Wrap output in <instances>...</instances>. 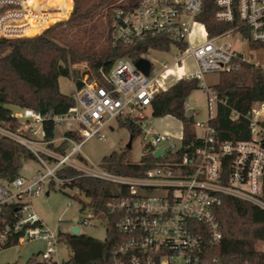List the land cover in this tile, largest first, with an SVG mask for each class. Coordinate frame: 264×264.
Segmentation results:
<instances>
[{"label":"built area","instance_id":"built-area-1","mask_svg":"<svg viewBox=\"0 0 264 264\" xmlns=\"http://www.w3.org/2000/svg\"><path fill=\"white\" fill-rule=\"evenodd\" d=\"M212 1L216 7L215 21L232 25L230 30L214 37L208 36L205 25L198 20L204 0L120 3L110 19L112 45L130 46L148 38L163 37L180 53L172 67H164L157 75L152 74L150 67L148 75H144L137 70L135 62L121 58L107 72L100 69L98 78H91L85 67L82 87L74 93L75 106L66 114L43 117L24 109L18 116L14 115L22 124L20 129L0 125V137L26 148L44 168L42 173L30 178L20 175L11 182L0 179V211L3 206L13 207L12 221L0 224V247L23 231L18 243L29 239L46 243V249L40 253L41 264H71L69 253L67 260L59 259L58 247L66 244L59 233L43 225L31 202L43 186L64 184L56 175L63 166L83 176L126 187L127 196L109 205L112 212L121 213L116 227L124 236L113 250V264H199L203 231L196 224L205 227L211 241L221 238L214 209L222 196L264 211V101L254 103L243 115L248 140L220 141L208 123L215 118L218 106L226 102L204 82L206 74L236 70L238 61L264 70V0ZM53 14L54 11L31 10L26 0H0V38L21 36L31 22L45 26L54 20ZM236 34L239 38L235 43L246 45L252 58L248 59L229 44L218 43ZM195 37L199 40L193 43ZM250 44L257 47L251 48ZM185 57L193 60V72L183 64ZM178 66L183 70L181 74ZM183 79H196L206 92L208 120L204 127L194 121L197 145L186 146L180 154L184 137L182 122L177 134L156 131L145 109L150 108L158 93ZM239 117L240 114L231 111V120ZM45 119H50L55 128L63 121L75 123L76 129L69 132H76L81 141L76 143L63 135L60 140L70 147L68 153L55 155L48 149L53 140L45 139L42 127ZM126 120L139 127L142 147L159 162L142 177L121 176L101 166L86 165L81 155L82 145L93 137L104 138L105 130H113V123ZM197 129L202 131L201 135ZM156 152L160 154L156 156ZM47 157L53 158L51 166L46 164ZM93 220L98 219L84 218L80 223L87 226ZM77 228L80 233L81 229Z\"/></svg>","mask_w":264,"mask_h":264},{"label":"trees","instance_id":"trees-1","mask_svg":"<svg viewBox=\"0 0 264 264\" xmlns=\"http://www.w3.org/2000/svg\"><path fill=\"white\" fill-rule=\"evenodd\" d=\"M118 0H99L87 4V0H73V10L69 19L52 27L40 35L31 38H0V125L16 130L18 122L10 106L21 110L29 109L43 117H53L66 114L74 106V93L63 94L59 90L58 79L72 77L75 90L82 87V73L79 75L71 66L85 63L86 73L91 78H98V71L107 72L113 63L121 58L137 61L149 50L166 52L171 43L163 37L148 38L143 43L130 46L112 45L109 25L113 10L121 4ZM38 4V6H37ZM32 8L51 9L59 6L63 14L68 15L69 0H28ZM105 9V37L101 46L96 47L95 40L89 38L90 43L83 47L67 45L57 39L55 31L60 26L75 27L92 20L93 15ZM216 7L212 0H204L203 10L198 20L205 25L209 37L228 31L232 25L217 23L214 19ZM104 36V35H103ZM95 39V38H94ZM251 48L257 45L250 44ZM184 49V46H182ZM199 82L196 79L180 80L164 92L158 93L150 103L153 118L172 116L183 124V149L197 145L193 118H187L185 104L189 95L197 90ZM218 97L225 100V105H219L215 118L209 121V126L216 132L220 141H244L249 139L247 123L243 115L256 102L264 101V70L253 65L238 61L237 69L219 74V80L213 87ZM231 111L240 114L236 120H231ZM119 128L130 133L132 143L138 136L139 127L131 120L119 121ZM45 139H54L55 125L50 119L42 123ZM74 140H81L76 132H66ZM62 143L55 150L64 153ZM49 147L52 148L51 145ZM140 161H130L129 150L124 148L120 152H113L102 158L100 166L110 173L142 177L152 169L158 158L150 155L146 148ZM36 161L34 156L16 142L0 137V179L11 182L20 176L23 163ZM57 177L64 181L63 188H76L82 193L88 203H82L80 211L87 208L89 218L100 220L106 230L104 240H98L86 235L72 236L69 233H59V237L66 244L71 264H113V250L124 240L116 227L119 212L111 211L110 204L127 196V189L112 183L83 176L71 167L60 169ZM53 189V183L48 185ZM73 198L79 200L76 196ZM220 204L214 209L215 221L221 238L213 242L209 233L201 224L203 238L198 254L199 264H264V252L256 250L257 243L264 242V211L231 197L222 196ZM13 207L3 206L0 211V224L11 222ZM4 219V220H3ZM30 227V226H26ZM23 236L21 231L14 239H10L1 248L18 244ZM29 259L28 263H32Z\"/></svg>","mask_w":264,"mask_h":264},{"label":"rangeland","instance_id":"rangeland-1","mask_svg":"<svg viewBox=\"0 0 264 264\" xmlns=\"http://www.w3.org/2000/svg\"><path fill=\"white\" fill-rule=\"evenodd\" d=\"M70 1V10L68 15L60 13L62 10L59 6L51 7V9H36L28 5V0H26V5L31 10L35 12L39 11H54L53 21H50L48 24L36 25L31 22L29 28L21 36L11 37L7 39L14 38H31L37 35L42 34L46 30L55 27L56 25L67 21L73 10V0ZM99 0H87V4L98 2ZM125 0H118L115 4H120ZM38 6V4H37ZM58 13V14H57ZM105 9L99 10L98 14L93 15L90 22L83 23L75 27H59L55 31L57 39L62 43L67 45H76L78 47H83L90 43L89 38L95 40L96 47H99L104 42L105 37ZM27 24V22H22ZM104 35V36H103ZM95 38V39H94ZM239 36L236 34L225 38L218 43L229 44L233 49L239 51L245 57L252 58L248 56L249 48L246 45L236 44L235 40H238ZM198 37H195L193 43L198 41ZM180 56L178 49L175 46H171L170 49L166 52H158L149 50L142 57L148 60L151 64V72L153 75L160 73L164 67H172L173 62L176 61V58ZM183 64L192 72L195 70L193 60L190 57H185ZM87 67L85 63L73 64L71 68L74 71H77L79 75L84 72V68ZM87 71V69H86ZM84 74H82V77ZM219 80V74H206L204 75L205 84L212 88L217 84ZM59 90L63 94H71L75 92V85L72 77L70 78H59L58 79ZM186 110H194L193 120L195 122H200L203 124V127L208 120V109H207V94L199 85L198 89L193 91L186 100L185 104ZM10 109L13 111V115L18 116L21 113V109L17 107L10 106ZM145 114L149 120V123L156 131H163L162 127L170 126L172 129H175V132H179V123L173 122L165 118V120H160L159 118H153L150 112V108L145 109ZM20 119V118H19ZM20 122L23 123V120L20 119ZM21 123L18 122L17 129H20ZM113 130H105L104 138L93 137L87 140L81 147V155L86 159L85 164L88 166L99 167L101 160L105 156H109L113 152H120L125 148L127 142L130 139V133L123 128H119L117 124L113 123ZM76 129V124L71 123L70 121H63L58 124L55 128L54 139L50 144L52 146L48 149L53 152L55 155H66L70 147L64 145V153L55 150L61 146L60 138L65 135L66 132ZM197 134L201 135L202 131L197 129ZM81 140H77L76 143H79ZM49 146V145H48ZM143 146L142 137H136L132 143V147L129 150L130 161L137 163L140 161L141 157L145 153ZM163 148H167L166 144L162 145ZM53 157H55L53 155ZM53 158L47 157L46 164L51 166L53 163ZM69 166H63V168ZM44 171L43 166L36 161L29 160L23 163L22 169L20 170V175L25 178H30L32 175L37 173H42ZM76 196L79 200L73 198ZM32 207L43 223L45 227L50 229L55 233H66L67 230L73 227H79L81 229L80 234L86 235L88 237L104 240L106 237L105 226L102 222L98 220H93L89 225L83 226L80 223L82 219H89V213L87 208L84 211H80L82 203L87 204L88 199L76 188H63L62 186L54 185V188L51 189L48 186H43V189L39 196L32 199ZM256 250L264 252V242L257 243ZM46 249V243L40 239H29L13 246L0 249V264H29V259H33L30 264H41L42 260L40 253ZM59 259L67 260L68 252L64 244L59 245L58 247Z\"/></svg>","mask_w":264,"mask_h":264},{"label":"water","instance_id":"water-1","mask_svg":"<svg viewBox=\"0 0 264 264\" xmlns=\"http://www.w3.org/2000/svg\"><path fill=\"white\" fill-rule=\"evenodd\" d=\"M135 67L137 68L138 71L142 72L144 75H148L149 71H150V62L144 58H139L137 61H135ZM187 118H191L192 117V110H186L185 113ZM132 146V139L130 138L129 141L127 142L125 148L130 150ZM160 153L156 152L155 155L158 156ZM68 233L72 236H78L80 235L79 233V229L77 227H70L68 230Z\"/></svg>","mask_w":264,"mask_h":264},{"label":"crops","instance_id":"crops-1","mask_svg":"<svg viewBox=\"0 0 264 264\" xmlns=\"http://www.w3.org/2000/svg\"><path fill=\"white\" fill-rule=\"evenodd\" d=\"M192 71V70H191ZM185 109H186V107H185ZM13 112V111H12ZM165 118H167V119H169V120H172L173 122H177V123H179V129H180V127H181V122L178 120V119H176V118H174V117H172V116H164V117H161V118H159L160 120H165ZM192 118V117H191ZM162 130L163 131H161V132H169V133H172V132H175V129H172L169 125L168 126H165V127H162ZM132 147V146H131Z\"/></svg>","mask_w":264,"mask_h":264},{"label":"bare ground","instance_id":"bare-ground-1","mask_svg":"<svg viewBox=\"0 0 264 264\" xmlns=\"http://www.w3.org/2000/svg\"><path fill=\"white\" fill-rule=\"evenodd\" d=\"M168 70H169L170 72H171V71H173V69H172V68H169ZM182 71H183V70H182V68H180V66H178V73H180V74H181V73H182Z\"/></svg>","mask_w":264,"mask_h":264}]
</instances>
